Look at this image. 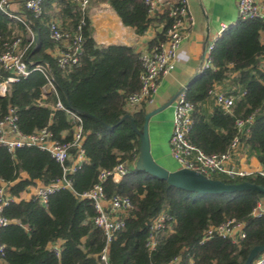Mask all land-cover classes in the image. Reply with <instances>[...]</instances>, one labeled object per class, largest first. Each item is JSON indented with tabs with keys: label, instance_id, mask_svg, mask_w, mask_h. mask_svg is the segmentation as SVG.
<instances>
[{
	"label": "trees",
	"instance_id": "trees-1",
	"mask_svg": "<svg viewBox=\"0 0 264 264\" xmlns=\"http://www.w3.org/2000/svg\"><path fill=\"white\" fill-rule=\"evenodd\" d=\"M106 2L124 26L142 35L155 22L163 24L161 31L148 41L149 48L164 40L172 19L167 10L149 15L142 0H92ZM22 4V14L33 33V41L25 50L29 73L7 84L0 94V120L9 106H14L17 125L24 134L47 127L53 138L72 139L76 124L63 110L41 105L43 88L48 80L34 69L45 66L51 76L57 96L63 105L78 114L82 126L84 159L69 175L72 189L58 188L48 195L46 205L30 197L19 198L20 192L36 181L54 182L61 176L59 163L45 150L36 146L16 148L13 152L0 145V181L6 183L15 199L7 202L0 212L8 222L0 227V243L4 245L3 264H170L180 256L179 264L192 258L195 264H243L250 249L264 244V213L252 211L264 194L252 190L220 194H200L178 189L165 180L135 169L139 137L131 121L141 130L142 107L130 112L125 108L126 97L140 87V52L124 44L97 45L87 16L83 18L81 35L83 51L79 64L69 71L58 67L56 59L46 52L54 42L48 36L47 24L52 16L68 19V31L73 32L81 16L70 0H41V14L34 16ZM54 4L60 13H53ZM20 32L24 37H19ZM0 51L19 38L21 49L31 35L22 22L0 11ZM264 19H237L226 28L210 52L211 66L201 71L185 86L187 99L195 104L191 141L206 153H221L228 149L237 135V117L254 114L247 136L240 141L248 154H255L264 167ZM233 74L235 99L230 112L212 103L210 113H203L201 104L215 83H222ZM9 75L0 73V83ZM53 101L56 97L49 94ZM129 114L130 117H124ZM67 131L62 136L63 131ZM74 156L76 148H71ZM127 162V172L118 181L108 176L103 187L107 197L118 193L128 196L133 209L125 216L124 227L114 233L107 247V261L100 259L105 238L91 218L95 210L88 198L80 195L97 182L102 170H111L117 163ZM225 182L247 180L264 186V176L254 173L235 179L218 175ZM167 211L173 218L172 231L164 229L157 235L153 250L146 247L149 224L159 212ZM234 218L244 223L245 237L239 243L228 238L212 237L200 243L204 229ZM60 241L59 255L51 244ZM260 254V253H259Z\"/></svg>",
	"mask_w": 264,
	"mask_h": 264
},
{
	"label": "built area",
	"instance_id": "built-area-1",
	"mask_svg": "<svg viewBox=\"0 0 264 264\" xmlns=\"http://www.w3.org/2000/svg\"><path fill=\"white\" fill-rule=\"evenodd\" d=\"M16 0H0V11L11 18L26 25L31 39L29 43L21 49L20 39H15L11 45H6L0 51V73L8 71L9 75L0 83L4 87L7 84L17 81L29 73L27 61L24 53L33 41L32 32L25 22L23 15H16L9 9V4ZM81 16V21L73 32L64 29L57 20L52 19L48 22V36L55 43H62L56 55V63L59 68L69 71L79 64V58L83 51V38L81 35V25L83 18L87 16L88 10L92 5L91 0H70ZM147 5L149 15L167 10V14L172 19L171 25L164 33V40L158 42L153 47L140 52L141 71L140 87L137 91L129 94L125 99L127 111L134 112L142 104H151L154 101L157 86L160 79L174 67L175 59L186 32L193 25V18L187 7L186 0L167 1L159 4V0H142ZM26 10L32 12L34 16L41 14V0H22ZM238 19H264V12L258 0H236ZM225 24H221L219 33L226 29ZM131 30L133 31L132 27ZM1 38V34H0ZM214 42L207 45L199 70L203 71L211 66L210 52ZM261 68L264 69V61ZM34 69L41 71L48 83L47 88H43L41 98L38 103L48 105L52 110H63L68 117L76 124L73 127L72 139L63 141L53 138L52 132L47 128H41L31 134L22 133L17 125V114L14 106H9L6 114L0 120V145L13 152L16 148L36 146L49 154L59 163L62 169L61 176L54 182L43 184L38 182L31 193V197L36 198L40 204L46 205L48 195L58 188L72 189V181L69 175L84 159L82 149V126L81 118L75 112L66 108L57 96L56 89L51 82L48 69L43 65H36ZM53 94L56 99L51 101L48 96ZM233 95L229 90L217 88L214 84L208 90V97L214 105L230 112L235 99L241 96ZM195 104L187 99L185 88L181 89L174 98V109L172 113V131L169 136L168 144L172 158L179 168H186L202 173L203 175L216 178L218 175H225L228 178L250 176L258 173L264 176V167L253 171L246 167L245 162L248 157L247 147L240 141V136H247L250 126L254 119L251 113L247 117H237L234 125L237 130L228 147L221 153H206L191 141L190 131L194 122L193 113ZM76 148L73 156L71 148ZM127 162L117 163L111 170L100 171L97 182L91 189L82 193L80 196L88 198L95 210V215L91 218L93 224L100 228L105 238V246L100 253V259L107 261V247L114 236V233L124 227L126 214L133 209V203L128 196L114 194L107 197L104 191L103 182L111 176L114 181L120 180L127 172ZM15 199L10 194L6 183L0 181V212L8 201ZM264 213V201L257 202L252 211L253 216H260ZM7 220L0 214V227L7 224ZM173 218L167 211L159 212L153 217L149 224V233L146 240V247L153 250L157 243V235L160 231L168 229L172 231ZM244 223L234 218L226 219L217 224L210 225L202 232L200 243L215 237L230 239L233 243H239L245 237ZM56 255H59L60 241L51 244ZM4 245L0 243V256L3 255ZM180 256L171 260L170 264H179ZM186 264H195L192 258ZM250 264H264V252L258 254Z\"/></svg>",
	"mask_w": 264,
	"mask_h": 264
},
{
	"label": "crops",
	"instance_id": "crops-1",
	"mask_svg": "<svg viewBox=\"0 0 264 264\" xmlns=\"http://www.w3.org/2000/svg\"><path fill=\"white\" fill-rule=\"evenodd\" d=\"M21 1L16 0L9 4V9L16 15H22L20 14L22 13ZM167 1L177 0H159V4ZM258 1L264 12V0ZM186 2L193 18V25L182 40L174 67L160 79L154 101L151 104H142L136 110L138 111L143 107L147 113L169 103L162 110L154 113L148 122L151 154L156 162L169 170L179 168L170 154L168 144L172 131L174 98L181 89L185 88L201 72L199 67L207 45L215 42L223 32L219 33L220 25L225 24L229 28L235 25L238 19L236 0H186ZM53 7V13H60L59 5L54 4ZM87 15L90 19L93 37L97 45L124 44L132 47L136 52L149 49L148 41L163 28L162 23L155 22L144 34L138 35L133 28L132 31L130 26H124L121 23L115 11L106 2H93ZM52 19L57 20L64 29H69L68 19L63 20L57 15L52 16L50 20ZM260 39L264 43L263 34H261ZM62 46V43H54L53 47L46 49V52L51 56H55L59 47ZM232 76L233 74H231L230 78ZM227 80H223L224 82L222 83H215V85L217 88L227 90L224 87ZM5 88L6 86H0L1 95L4 94ZM44 88L47 87L45 86ZM201 110L203 113L211 112L212 102L210 99L201 104ZM66 133V130L63 131L62 136H65ZM245 165L253 171L262 168V164L253 153L248 154ZM38 182L36 181L35 185ZM35 185L29 186L26 190L20 192L19 198H30ZM0 264H3L1 259Z\"/></svg>",
	"mask_w": 264,
	"mask_h": 264
},
{
	"label": "water",
	"instance_id": "water-1",
	"mask_svg": "<svg viewBox=\"0 0 264 264\" xmlns=\"http://www.w3.org/2000/svg\"><path fill=\"white\" fill-rule=\"evenodd\" d=\"M169 104V103H168ZM168 104L147 112L144 115V120L141 130H139L133 121H131L132 128L139 137L138 155L135 159V169L143 171L159 179L165 180L169 185L178 189L197 192L200 194H220L231 193L243 190H252L264 194V186L253 183L247 180L239 182H225L219 178H210L202 173L186 168H177L169 170L155 161L150 150V139L148 132L149 118L156 112L162 110ZM124 117H130L126 114ZM264 252V244L253 246L244 263L250 264L252 260L259 254Z\"/></svg>",
	"mask_w": 264,
	"mask_h": 264
},
{
	"label": "rangeland",
	"instance_id": "rangeland-1",
	"mask_svg": "<svg viewBox=\"0 0 264 264\" xmlns=\"http://www.w3.org/2000/svg\"><path fill=\"white\" fill-rule=\"evenodd\" d=\"M19 37L20 38L21 37H24V33L23 32H20ZM20 43H21V41H20ZM224 87L227 88V90H228V88L230 89V87H233L232 78H230V77L228 78V80L225 82Z\"/></svg>",
	"mask_w": 264,
	"mask_h": 264
}]
</instances>
